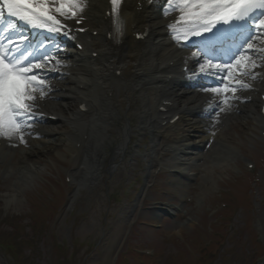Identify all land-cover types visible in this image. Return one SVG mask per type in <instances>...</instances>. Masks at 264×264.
Segmentation results:
<instances>
[{
    "label": "bare ground",
    "instance_id": "bare-ground-1",
    "mask_svg": "<svg viewBox=\"0 0 264 264\" xmlns=\"http://www.w3.org/2000/svg\"><path fill=\"white\" fill-rule=\"evenodd\" d=\"M107 1L84 0L83 14L87 16L86 24H90V32L97 31L96 36L87 32L82 37V52H77L74 48L66 49L61 52L57 60L59 63L55 61L54 64L44 67L42 74L46 76L45 83L48 85L45 89L46 95L40 97L39 92H36L33 110L40 111L38 107L41 106L58 118L51 125L35 116L30 121L31 127L25 129L24 144L19 148L20 166L17 171V174H21V184L31 181L37 170L45 166L40 165L37 159L49 155L61 156V148L73 154L77 149L73 145L81 141L86 147L80 166L75 174H68L78 183V190L84 188L85 191H92L90 186L93 185L92 188L96 191V185L100 183L104 170L109 174L123 165V173L133 171L131 159L126 156L134 155L143 138L148 139L151 144L150 149L143 154L145 163L141 171H144L142 179L145 180L153 164L152 156L160 134L158 130L172 128L176 130L177 136L169 145L175 155L168 167L183 175L191 166V161L184 157L189 150L195 149L194 138L203 140L206 137L204 134L207 129L204 131L206 127L201 123L213 111L201 109L207 107L203 106L205 101L223 95L206 91L208 87L216 88L213 87L216 86L215 83L204 84L209 78H197L194 81L181 79L180 73L175 70L180 63L179 56L173 50L175 36L167 38L173 32L162 26L160 21L163 7L159 3L148 6L144 1L143 8L138 11L134 0H124L120 15L126 21V35L119 43L111 44L104 39L106 21L102 15ZM144 29L148 32L147 37L142 41L134 40L133 32ZM257 47L264 45L257 44ZM92 52L96 56H91ZM253 60L256 62V59ZM169 62H172L171 66ZM256 63L264 65V60ZM263 70L264 66L252 69L255 71V79L251 75L238 77L250 87L239 89L236 94L239 99H231L230 107L222 103L226 110L220 112L216 126L222 129L223 125L231 121L245 120L250 116L260 121L261 117L256 112L259 102L255 95L257 90L259 93L264 89ZM59 71H65L66 74ZM214 78L213 76L212 79ZM185 83L191 84L187 92L182 90ZM165 99L171 101L172 105L162 106ZM161 108H166V111ZM174 114H178L179 118L171 124L169 119ZM197 118L202 119L198 121ZM164 121L166 123L161 126ZM261 122L264 124V120ZM114 126L115 133L111 132ZM84 134L87 135L86 141L82 140ZM111 145L113 150L109 154L107 149ZM167 146L166 144L164 148ZM187 178V175L185 178L175 176L171 185L175 189L183 187L188 181ZM203 181L204 184L200 187L202 195L208 191V181H212V177L205 175ZM7 197L13 202L15 193L9 192ZM139 200L133 201V205L127 207V210L136 209Z\"/></svg>",
    "mask_w": 264,
    "mask_h": 264
},
{
    "label": "rangeland",
    "instance_id": "rangeland-1",
    "mask_svg": "<svg viewBox=\"0 0 264 264\" xmlns=\"http://www.w3.org/2000/svg\"><path fill=\"white\" fill-rule=\"evenodd\" d=\"M135 124L136 121L133 122V125ZM250 124H253L251 118L229 122L224 126L222 133L226 132V141L211 144L213 151L208 152L209 161L203 174L210 175L213 167L214 172L227 174L225 179L214 174L215 183H223L230 179L239 180L241 185H238V191L244 190V186L249 185L252 206L249 216L245 210H236L235 218L228 224V228L225 226L228 237H222V241L218 243L216 255L211 264H256L254 261L258 260L259 264H264V256L259 257L264 253V242H261L256 231V227L264 229V143L260 138L259 129L250 128ZM115 128V126L111 128L114 133ZM175 137L176 134L173 132L168 140L172 141ZM160 141L165 142L166 139ZM142 143L143 145L146 143L148 149L151 146L149 140L143 138L135 154L126 156L132 159L130 163L133 164V171L128 169V173H123L125 172L123 165L109 174L104 170L100 183L96 185V191L93 190V185L90 186L92 191H85L84 188L78 190V186L74 189L72 185L65 184L63 173L71 168L74 169L76 165L70 163V154L64 151V148L60 149L61 156L49 155L37 159L40 165L45 166L38 169L32 180L24 184H21L20 173L5 174L4 168L9 166L7 161L3 162L5 164L0 163V241L11 242L14 248L13 257L1 246L0 264H53L52 261L55 258L53 246L57 241L68 248V251L61 248L63 264H113L114 252L117 249L121 251L129 244H134V247L138 248L148 247L152 250L149 255L155 252V264H190L191 262L195 264L196 259L199 258L197 246L211 242L209 226L213 224L214 217H210L211 213L209 218L203 219L201 214L206 215L203 209L207 200L209 201L215 195L214 192L218 187L216 185L208 187L209 190L205 195H210L209 199L201 194L199 204L196 201L189 204L190 213L196 217L198 224L184 225L179 236L167 235L170 228L178 227L176 218L168 220L161 212H151L147 209H143L142 212L134 208L127 210V207L133 205V200L141 186L144 191L143 196L148 200L179 201L178 191L170 192L165 184L167 178L169 179L165 173L160 172L159 177L154 180L152 166L146 178L148 180L141 182L144 173V171L141 172L143 164L141 157L146 149ZM204 151L207 152V150ZM165 155L167 158L172 154L165 152ZM188 156L191 157V154ZM15 158L8 161L14 163ZM152 159V165L156 166L158 163L156 156L153 155ZM211 160L214 163L213 166H209ZM246 161L255 164L252 171H246ZM143 162L145 163L144 158ZM197 179L203 184V178L200 179L199 176ZM131 180H134L136 184L130 187L126 194L125 190L129 188L128 184ZM146 183H153V186L145 187ZM73 184L76 182L74 181ZM182 189H188V185ZM6 192L15 193L13 202L2 200L1 195ZM188 192L192 196L194 193H199V190L189 188ZM53 196L55 197L50 203L55 206L52 212L53 218L49 222V227L44 229L41 215H38L37 223H32L30 216L35 215L41 206H49L45 198L50 199ZM21 197L24 200H21ZM235 199L236 197H233L232 200ZM64 200L66 205L61 204ZM213 200L214 206L211 207L210 212L225 209L219 205L220 198L214 196ZM147 206V202L143 204V207ZM248 217L252 218V225L245 231L244 221ZM131 221L134 224L130 229ZM143 222H150L152 225H144ZM230 224H233L235 229L230 228ZM215 239L218 240V237ZM92 242L95 246L91 245L94 244ZM261 250H263L262 253L258 252ZM171 257L174 258L173 261Z\"/></svg>",
    "mask_w": 264,
    "mask_h": 264
},
{
    "label": "snow or ice",
    "instance_id": "snow-or-ice-1",
    "mask_svg": "<svg viewBox=\"0 0 264 264\" xmlns=\"http://www.w3.org/2000/svg\"><path fill=\"white\" fill-rule=\"evenodd\" d=\"M111 4L112 13H118L121 0H111ZM167 5L165 14L178 13L176 21L168 25L176 33L175 39L187 40L192 35L201 37L200 52L193 53L194 57L207 56L219 49L223 58L230 61L212 63L213 59H221L213 56L207 67H200L203 74L227 70L228 76L221 77L224 86L206 91L222 94L223 99L218 103L230 107L231 99H239L236 95L239 89L250 87L238 77L251 75L255 79L252 69L264 66L253 60V54L264 53V47H257V44L264 45V0H167ZM84 7L83 0H0V136L11 137L19 133L20 141L24 142V131L31 127L30 121L34 118L36 92L44 97L48 87L46 76L42 74L44 63L37 62L40 57L24 47V37L14 32V23L10 21L4 25L5 12L30 27L55 32L63 27L57 15L76 19ZM116 31H123L118 15ZM12 35H20L19 41L14 43L10 39ZM48 59L43 57L45 63ZM260 59L264 60V57ZM233 66L236 72H233ZM211 111H215L214 106Z\"/></svg>",
    "mask_w": 264,
    "mask_h": 264
},
{
    "label": "trees",
    "instance_id": "trees-1",
    "mask_svg": "<svg viewBox=\"0 0 264 264\" xmlns=\"http://www.w3.org/2000/svg\"><path fill=\"white\" fill-rule=\"evenodd\" d=\"M119 264H135V263L132 262V260H130L129 257L125 256L120 260Z\"/></svg>",
    "mask_w": 264,
    "mask_h": 264
}]
</instances>
